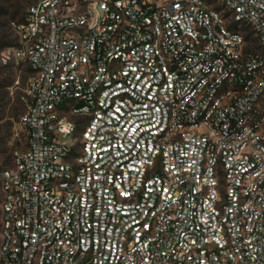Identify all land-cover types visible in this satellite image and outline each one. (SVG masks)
I'll return each instance as SVG.
<instances>
[{
	"label": "built area",
	"instance_id": "1",
	"mask_svg": "<svg viewBox=\"0 0 264 264\" xmlns=\"http://www.w3.org/2000/svg\"><path fill=\"white\" fill-rule=\"evenodd\" d=\"M16 29L0 264H264V0H36Z\"/></svg>",
	"mask_w": 264,
	"mask_h": 264
},
{
	"label": "rangeland",
	"instance_id": "2",
	"mask_svg": "<svg viewBox=\"0 0 264 264\" xmlns=\"http://www.w3.org/2000/svg\"><path fill=\"white\" fill-rule=\"evenodd\" d=\"M34 1L0 0V53L7 47L19 44L16 25L25 20L27 9ZM31 75L27 64H3L0 60V241L1 173L11 165L14 151L27 142V132L19 121L24 111L21 97Z\"/></svg>",
	"mask_w": 264,
	"mask_h": 264
},
{
	"label": "snow or ice",
	"instance_id": "3",
	"mask_svg": "<svg viewBox=\"0 0 264 264\" xmlns=\"http://www.w3.org/2000/svg\"><path fill=\"white\" fill-rule=\"evenodd\" d=\"M117 111H119V109H117Z\"/></svg>",
	"mask_w": 264,
	"mask_h": 264
}]
</instances>
